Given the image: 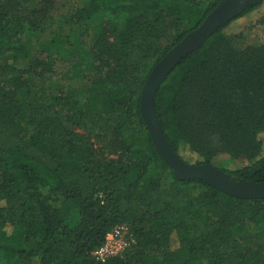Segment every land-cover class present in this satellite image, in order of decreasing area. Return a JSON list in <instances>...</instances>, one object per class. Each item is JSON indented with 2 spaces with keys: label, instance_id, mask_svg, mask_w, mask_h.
Listing matches in <instances>:
<instances>
[{
  "label": "trees",
  "instance_id": "1",
  "mask_svg": "<svg viewBox=\"0 0 264 264\" xmlns=\"http://www.w3.org/2000/svg\"><path fill=\"white\" fill-rule=\"evenodd\" d=\"M37 1L0 0V264H264V200L178 180L140 113L155 65L225 0H87L47 46L67 61L59 96L46 84L50 58L30 52L49 17ZM262 5L214 33L155 97L182 160L183 150L195 166L241 155L245 167L221 170L251 184L264 183V46L232 31ZM167 21L180 28L162 48ZM87 115L116 124L122 158L100 160L74 132ZM121 225L136 239L130 256L97 263L92 253Z\"/></svg>",
  "mask_w": 264,
  "mask_h": 264
},
{
  "label": "rangeland",
  "instance_id": "2",
  "mask_svg": "<svg viewBox=\"0 0 264 264\" xmlns=\"http://www.w3.org/2000/svg\"><path fill=\"white\" fill-rule=\"evenodd\" d=\"M87 0H38L36 6L42 7L44 12L48 14V20L42 27V33L37 39L30 44V52L32 56H36L38 53L43 58L48 59L50 63V73L46 77V84L51 89L54 96H59L60 92L64 90L67 82L64 79V74L67 70V61L64 57H59L57 53L52 52V54H47V46L50 44L54 38L59 36H64L67 34L68 30L71 28L70 21L74 14L87 6ZM264 17V0L263 5L257 11L250 14L247 18L241 21V23L232 31L233 35L235 33L242 34V44L244 46L251 47H262L264 46V21L258 23V21ZM178 24L173 21H167L164 23L163 31L160 34L159 43L162 48L168 46L170 42L173 41L176 36V31ZM239 28V29H238ZM152 62L141 67L139 73L141 75L146 73ZM139 76V75H138ZM140 79L134 83L135 86H139ZM74 90L77 92H85V84L81 82H74ZM144 86V85H143ZM143 89V88H142ZM89 116V115H87ZM80 126L73 127L76 134L84 136L96 150V154L100 160H117L122 158L123 150L120 144V137L117 135V129L115 123L111 121L96 119L91 116L85 117L84 122L79 124ZM217 142V136L212 137V143H205L207 149L215 148ZM183 160L189 164L193 165L195 161L199 158L196 154L189 152L188 150H183L181 152ZM248 159L243 156L229 155V154H217L214 159L212 166L221 170V168L226 169H241L248 164ZM163 185H167L168 181L165 177L162 179ZM127 226V225H126ZM129 227V226H127ZM130 228V227H129ZM131 233L134 235L130 228ZM129 251V250H128ZM125 252L123 256H130V253ZM127 253V254H126Z\"/></svg>",
  "mask_w": 264,
  "mask_h": 264
},
{
  "label": "water",
  "instance_id": "3",
  "mask_svg": "<svg viewBox=\"0 0 264 264\" xmlns=\"http://www.w3.org/2000/svg\"><path fill=\"white\" fill-rule=\"evenodd\" d=\"M260 0H225L208 15L202 25L188 34L160 60L147 77L140 98V113L150 133L156 152L180 181L197 179L237 199L264 200V183L236 182L224 171L210 165L186 164L173 150L155 109V97L173 70L189 55L200 49L218 30L227 26Z\"/></svg>",
  "mask_w": 264,
  "mask_h": 264
},
{
  "label": "built area",
  "instance_id": "4",
  "mask_svg": "<svg viewBox=\"0 0 264 264\" xmlns=\"http://www.w3.org/2000/svg\"><path fill=\"white\" fill-rule=\"evenodd\" d=\"M110 233L112 238L109 239V234L103 246L92 253V258L97 263H106L113 258L122 257L126 251L130 250L136 244V239L131 233L130 228L126 225H121Z\"/></svg>",
  "mask_w": 264,
  "mask_h": 264
},
{
  "label": "clouds",
  "instance_id": "5",
  "mask_svg": "<svg viewBox=\"0 0 264 264\" xmlns=\"http://www.w3.org/2000/svg\"><path fill=\"white\" fill-rule=\"evenodd\" d=\"M262 136H264V134H258V139L261 138ZM119 229H114V232L115 231H118ZM112 238V234H109V239Z\"/></svg>",
  "mask_w": 264,
  "mask_h": 264
}]
</instances>
